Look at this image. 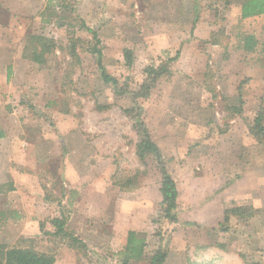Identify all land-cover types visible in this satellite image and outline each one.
<instances>
[{
    "label": "rangeland",
    "instance_id": "374dc122",
    "mask_svg": "<svg viewBox=\"0 0 264 264\" xmlns=\"http://www.w3.org/2000/svg\"><path fill=\"white\" fill-rule=\"evenodd\" d=\"M48 1L0 0V244L55 264H119L134 231L145 253L130 264L157 250L164 264H264V142L250 132L264 109V19L241 20L245 0H50L51 15ZM81 21L106 72L131 90L146 67L169 68L137 102L178 191V223L160 235L157 161L138 159L130 95L101 79ZM31 35L55 42L42 64L24 57ZM58 202L86 249L40 231ZM248 206L252 218L224 221Z\"/></svg>",
    "mask_w": 264,
    "mask_h": 264
},
{
    "label": "trees",
    "instance_id": "16d2710c",
    "mask_svg": "<svg viewBox=\"0 0 264 264\" xmlns=\"http://www.w3.org/2000/svg\"><path fill=\"white\" fill-rule=\"evenodd\" d=\"M64 0H61L60 5L62 6ZM54 8L49 0L45 8V12L54 13ZM264 15V0H245L240 8V18L241 20ZM42 16H45L43 13ZM81 29L85 30L89 35H91L94 45L91 48V54L95 60L96 66L100 72V77L103 82L110 85L113 91L118 95L128 94L131 98L132 106L125 111L129 120L132 123V127L135 130L139 142L136 145V155L139 160L152 156L156 159L158 164L159 173L161 175V184L159 188V193L161 195L160 210L155 221L157 225V235L161 234V225L166 222V224H177L178 223V191L176 184L172 176L167 171L164 161L162 160L161 152L152 140L151 134L143 120L141 107L138 105V100H146L150 97L152 91L154 90L157 82L169 72L167 65H161L159 67L148 66L144 69L143 80L136 90H131L128 83L119 82L116 78L110 76L102 63V51L100 46V40L98 38L97 32L86 26L85 22L81 21ZM252 38H244L243 41L245 48L251 49L254 47L255 43L252 42ZM251 41V42H250ZM26 46L23 49L24 57L29 61L36 64L44 63L45 55L52 52L56 48L55 42L49 40L44 36H28L26 38ZM215 45V44H214ZM179 54L169 61L173 62L178 59ZM123 57L127 67H131L133 64L132 52L130 50H123ZM10 77V70H7V78ZM264 120V109H260L256 114L253 125L250 126V132L253 137L259 143L264 142V126L262 121ZM5 134L0 130V139H3ZM11 189V184H10ZM57 215L52 216L48 220L49 231H44V224H39L40 231L47 236H52L55 238H60L66 240L68 247L71 249H86V245L83 241L79 240L74 234L67 230V217L64 207H60ZM258 211L252 207H235L232 209L225 210L223 213V219L227 223L231 216L243 217L244 219H250L253 217L254 213ZM2 215V214H1ZM226 225V224H225ZM221 228L225 227L223 224L220 225ZM226 231L227 228H222ZM145 240L139 238L138 234L134 231H129L127 233L126 243L124 247V256L119 264H130L131 260H140L144 255ZM167 255L164 251L157 250L151 254L148 258V264H164ZM0 264H55V256L51 253L39 252L32 247H9L5 244H0Z\"/></svg>",
    "mask_w": 264,
    "mask_h": 264
},
{
    "label": "crops",
    "instance_id": "0c3cea01",
    "mask_svg": "<svg viewBox=\"0 0 264 264\" xmlns=\"http://www.w3.org/2000/svg\"><path fill=\"white\" fill-rule=\"evenodd\" d=\"M259 17H261V18H263V19H264V15H262V16H259ZM254 19H257V17H254ZM244 20H245V19H244ZM255 45H256V42H255ZM255 45H254V46H255ZM253 48H254V47H253ZM262 54H264V53H263V51H262ZM258 83L260 84V86H261V85H264V84H263V81H262V79H261V78H260V79H258Z\"/></svg>",
    "mask_w": 264,
    "mask_h": 264
}]
</instances>
